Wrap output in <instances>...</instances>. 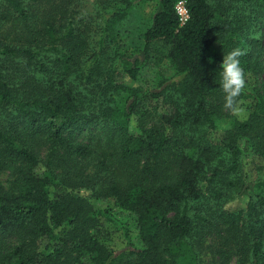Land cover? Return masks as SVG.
Here are the masks:
<instances>
[{
	"label": "trees",
	"instance_id": "1",
	"mask_svg": "<svg viewBox=\"0 0 264 264\" xmlns=\"http://www.w3.org/2000/svg\"><path fill=\"white\" fill-rule=\"evenodd\" d=\"M136 1L91 0V14H83L82 0H1L2 19L23 42L14 47L0 36V53L24 64L11 81L0 62V171L16 177L9 190L0 188V264H200L211 234L220 237L216 255L234 250L264 264V81L257 87L254 78L252 93L240 97L244 118L224 108L220 87V64L233 48L249 49L241 57L246 75L258 72L264 0H156L140 52L94 51L95 15L104 16V44L113 19ZM156 43L177 74L148 92L129 91L115 107L117 78L135 79ZM90 50L87 70L77 74ZM41 51L54 55L50 64ZM147 94L163 120L151 128L140 125ZM223 121L229 127L218 134ZM84 128L96 129V139L77 141ZM239 138L263 175L227 183L228 172H239ZM94 161L97 171H87ZM219 184L224 193H244L245 208L223 209V194L209 192ZM123 211L135 215L140 246ZM108 223L118 225L120 243Z\"/></svg>",
	"mask_w": 264,
	"mask_h": 264
},
{
	"label": "rangeland",
	"instance_id": "2",
	"mask_svg": "<svg viewBox=\"0 0 264 264\" xmlns=\"http://www.w3.org/2000/svg\"><path fill=\"white\" fill-rule=\"evenodd\" d=\"M91 0H82V5L80 6L81 13L83 14H91ZM121 5V4H120ZM123 6V5H122ZM156 6V0H138L135 3L131 4L127 7L126 12H124L123 16H119L114 18L109 27L107 28V32L104 33L105 39L104 44H100L99 37L102 34L100 28L104 25V16L95 15V24L94 29L96 30L92 32L93 40L91 43V47L94 51H99L103 48V52H101V56L111 57L114 54H121L124 52L128 53H138L142 50L144 41L143 34L146 29L149 27L151 22V16ZM1 0H0V11H1ZM262 11V16L260 21L261 27L264 26V9ZM11 23L2 19V13L0 12V36L1 40L11 46H21V39H14L13 31L10 32L12 27L10 28ZM262 29L260 28L258 32L253 33V35L260 33ZM263 38V36H262ZM31 47L36 48L34 45ZM110 53V54H107ZM167 48L161 46L159 43L154 44L148 54L149 63L140 67L137 77L135 79L130 78L127 75L121 74L116 83H118L117 93L115 95V107H119L124 99L128 96L129 91L137 90L140 93L148 92L150 89H154L157 85L164 81L165 79L172 78L175 74H177L176 66L173 61L167 56ZM91 54L92 50L88 52V55L84 57L82 63L80 64V70L77 71V74H83L87 70L89 63L91 62ZM39 57L41 60L45 61L47 64H50V60L54 58V55L51 53L40 52ZM4 60L2 63V71L3 74L9 78L11 81L18 80L17 77L21 75L23 70L24 58L20 55H6L4 53H0V62ZM259 61V69L255 76L247 75L248 86L246 87V91L252 93L253 87L255 85L254 78L257 79V87H262L264 81V50L261 54V57L258 59ZM30 72H37L33 69L27 70ZM27 72V73H28ZM76 73H73L74 75ZM21 80V77L19 78ZM259 87V88H260ZM148 97V101L144 100V104L148 106V112L144 115L141 121V126L145 128H151L155 125H160L162 123V118L160 116L159 111H155V108L158 106V103L150 98L149 94L146 95ZM145 97V98H146ZM155 107V108H154ZM162 107V106H161ZM247 115L246 111L237 115L239 118H244ZM228 124L226 121H223L220 124L218 129V134H222L224 129L228 128ZM93 131V133H92ZM96 129L93 128H84L80 131H76V140L80 142H87L90 138L96 139L95 135ZM78 134V135H77ZM94 141V140H93ZM240 148L242 149V155L240 158V168L239 172L236 174H232V172H228V176L225 177V181L227 183L230 182H238L239 177L246 174L248 179H256L263 175L262 170H256V166L258 164V159L253 157V151L246 146L243 139L239 138L237 140ZM223 153L219 154V157L223 160V162L227 161L229 163V155L226 154L225 151L222 150ZM94 167L91 165L87 171L96 172L97 167L96 161L92 162ZM100 175H103V170ZM15 175L9 173L8 171H0V188L5 190H9L11 186L15 185ZM244 181V180H243ZM226 185L219 184L217 188L211 189L209 192H213L212 196L215 195L214 192H219V194H223L222 198H226L222 208L227 210L228 212H237L239 209H243L246 206L245 198L246 195L244 193H237L234 188H231L230 192L224 193V188ZM229 196V197H228ZM109 206L113 208V205L109 202ZM107 205L104 203L102 207ZM171 215V213H169ZM126 226L129 229L131 241L136 246L141 245V240L139 237V230L136 223L135 215L133 212L123 211L119 216ZM109 230L112 232V241L114 243H120L122 241L121 231L116 230L118 225H113L108 223ZM121 229V228H119ZM220 237L217 235H206L203 246V254L200 257V264H221L222 257L225 258L224 263L226 264H249V259L247 256L243 254L240 256L234 250H227V255H216L215 250L219 246Z\"/></svg>",
	"mask_w": 264,
	"mask_h": 264
},
{
	"label": "clouds",
	"instance_id": "3",
	"mask_svg": "<svg viewBox=\"0 0 264 264\" xmlns=\"http://www.w3.org/2000/svg\"><path fill=\"white\" fill-rule=\"evenodd\" d=\"M260 33L252 38L259 39ZM248 48L236 47L223 55L220 64V87L224 93V108L233 114L241 115L245 112L240 97L248 86L247 75L241 64V57L248 54Z\"/></svg>",
	"mask_w": 264,
	"mask_h": 264
},
{
	"label": "built area",
	"instance_id": "4",
	"mask_svg": "<svg viewBox=\"0 0 264 264\" xmlns=\"http://www.w3.org/2000/svg\"><path fill=\"white\" fill-rule=\"evenodd\" d=\"M175 10L179 16V20L183 23L187 19V10L184 6V2H177L175 5Z\"/></svg>",
	"mask_w": 264,
	"mask_h": 264
}]
</instances>
